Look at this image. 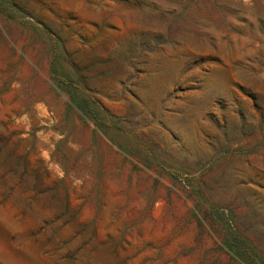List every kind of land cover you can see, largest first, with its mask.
<instances>
[{
  "label": "rangeland",
  "instance_id": "obj_1",
  "mask_svg": "<svg viewBox=\"0 0 264 264\" xmlns=\"http://www.w3.org/2000/svg\"><path fill=\"white\" fill-rule=\"evenodd\" d=\"M0 264H264V0H0Z\"/></svg>",
  "mask_w": 264,
  "mask_h": 264
}]
</instances>
